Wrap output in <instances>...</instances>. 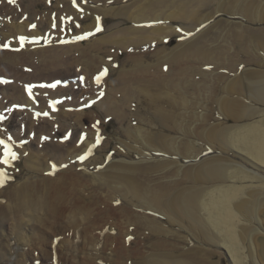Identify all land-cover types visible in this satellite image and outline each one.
Here are the masks:
<instances>
[{
	"label": "bare ground",
	"instance_id": "6f19581e",
	"mask_svg": "<svg viewBox=\"0 0 264 264\" xmlns=\"http://www.w3.org/2000/svg\"><path fill=\"white\" fill-rule=\"evenodd\" d=\"M227 3L0 0V140L17 157L0 163L7 176L0 186V264H201L223 247L213 242L222 237L235 247L229 248L234 261L242 258L232 225L237 211L245 213L254 199L264 198L263 180L257 181L259 186L242 185L249 175H238L233 179L240 185L226 186V194L211 200V221L218 232L208 237L211 241L192 236L210 250L199 244L193 253L159 254L172 237L155 215L145 216L152 210L171 220L185 217L191 230L207 235L209 224L205 227L200 212L203 184L208 178L219 184L222 163L231 159L217 155L188 164L203 154L196 140L192 144L188 139L189 131L204 141L233 144L243 156L237 159L264 169V122L257 125L256 118L240 124L232 137L231 127L217 122L207 126L216 120L215 110L205 113V103L190 100L197 90H215L206 69L233 73L249 64L229 47L213 43L217 31L207 22L224 16ZM51 4L60 7L54 11ZM240 18L253 24L249 10ZM231 29L232 45L241 42L245 48L263 34L262 27ZM176 36L184 39L170 48ZM105 69L98 84L96 77ZM253 75L246 67L223 88L217 105L228 118L245 117L241 114L249 111L238 96L246 88L251 99L246 83L253 86L255 81H248ZM261 97L264 101V92ZM191 106L201 112L189 111ZM191 112L197 114L196 122H190ZM111 122L112 137L107 131ZM176 140L183 161L192 165L180 182L172 166ZM112 143L120 159L108 157ZM4 152L0 144V161ZM128 242L136 246L129 250ZM149 243L156 251L146 259L140 246ZM256 249L264 260L263 237L256 240Z\"/></svg>",
	"mask_w": 264,
	"mask_h": 264
},
{
	"label": "rangeland",
	"instance_id": "374dc122",
	"mask_svg": "<svg viewBox=\"0 0 264 264\" xmlns=\"http://www.w3.org/2000/svg\"><path fill=\"white\" fill-rule=\"evenodd\" d=\"M222 1H224V0H222ZM226 1H228L227 7H226L227 12L224 13V16L223 15H221V16L219 15V17H216V20L214 19L215 21L211 19V21L207 22L208 23L207 25L215 26L214 30L217 31V35H216L217 38L215 37L213 43H214L215 46H220V47L226 46V47H229L228 49H230L232 52H234V51H235V53L237 52L236 53L237 56L240 55L238 57V58H241L240 60H244L245 59L246 61H248L249 64H247V66L240 65L239 66V71L238 72H233V73H231V72L229 73L226 70H219V69L216 70V69H214L215 70V72H214V70H211L210 68L206 69V70H209V72H210L211 78L208 75L209 79L215 80V82H216V86H214V88H213L215 90H209L208 94L206 92L201 91V90H197V91H195V92H193L191 94L190 100L193 99V101H196L197 103H205V105L207 107V109L203 111L205 113H210V112H213L215 110L214 111L215 113L213 112V114H214L213 116L216 115L214 117L216 120L212 121V122H208L207 126H210L212 123L214 124L215 122H217V123H220L221 126L224 125V126H227V127H231L230 129L234 130L233 133H232L233 134L232 137H234V135L236 133H239L238 131H240V130L237 129L238 126H241V125H244V124L247 125V124L253 123V122L255 123L256 121H257V123H256L257 125H258V123H261V122L263 123L264 122V116H262V115H264V113H261L262 110L264 112V101H263V97H261L262 93L264 92V89L262 88V87H264V73H263L264 72V18H263L264 17V15H263L264 14V9H263L264 8V0H226ZM89 4H92V3L89 2ZM52 6H55L53 8L54 11H56L57 8L60 7L58 5L56 6L55 4H51V7ZM85 9H87V8L85 7ZM235 10L237 12H235ZM246 10L247 11L249 10V14L251 15V18H252L250 21L253 24H251L249 22H246V20L243 19V18L242 19L240 18V16H242L243 13ZM235 14H237V16ZM227 15H229V16H227ZM107 21H110V20H107ZM217 21L222 22L224 24V26L220 27L219 23L217 24ZM232 22H236V23H232ZM161 23L162 22L158 23V25H156V26H159ZM84 24H89L92 27L91 22H86ZM171 25L174 26V27H178V26H176V23H173ZM226 25H227V27H226ZM232 25L237 26L238 30H242L244 25H247L248 27H251L253 29H258L259 27L260 28L262 27V33L263 34H261L260 38L259 37H255V38L251 39L250 43L247 45V48H245V46H242L241 42L238 43V45H234L233 46L232 45V42H233L232 41V39H233V37H232L233 31L232 30L233 29L229 30L230 27H232ZM149 27H151V26H149ZM177 30H178V28H177ZM86 31L89 32V30H84L83 32H86ZM219 32H221V33H219ZM231 37H232V39H231ZM182 39H184V38H180V37H177V36L173 37L172 40L169 42L168 46L170 48L177 47L178 44L182 41ZM223 40H224V42L222 43ZM227 40H228V42H227ZM225 43H227L228 45L225 44ZM235 48L237 49V51L235 50ZM246 49H247V51H246ZM243 66H244V68H243ZM246 67H247V69H249V71L252 74H254L251 77L253 79H251V80L249 79L248 80L249 83L252 80L255 81L254 83H252L253 86L252 87L248 86V83H246L247 84L246 87L248 88L249 92L251 91L250 92V94H251L250 96H252V97H251V99H248V97H247V92L248 91H247L246 88L242 92L243 94H241V96H238V97H240L242 102L249 108L248 109L249 111L248 112H243L241 114V115H244V116L246 115L245 117H238L237 119L236 118H231V117L228 118L222 111H220L221 110V105L220 104L217 105L218 100L220 99L221 95H225V93L223 92V88L226 87V85L230 81H232L236 76L241 75L242 71ZM76 69L78 70V68H76ZM260 74H261V76H259ZM217 75L219 76V78H217L218 77ZM214 76H216V78ZM200 82L202 84L204 81H200ZM253 89H255V90L252 91ZM244 93H245V95H244ZM209 102H210V104H209ZM262 102H263V104H262ZM251 103H252V105H251ZM191 107L192 108H190L189 111L190 110L191 111H195V112L198 111V113L201 112V109H196V107H194V106H191ZM209 108H211L210 112H209ZM259 108H261V110ZM195 112H191V116L192 117H191V121L190 122H196L197 121L196 120V118H197L196 115L197 114H195ZM259 116H261V117H259ZM254 119H256V121ZM189 125H190V128H193L191 123ZM236 125H237V127H236ZM209 128L210 127H205V128H203V130L204 129L205 130H209ZM107 129H108L107 130L108 134L112 137V135L114 133V131H112V130H114L113 122L108 124ZM241 129H244V127H242ZM235 130H237L236 133H235ZM198 132H200L199 129H198ZM181 133H182L181 131H180V133L179 132H175L174 135H175V137H177L179 135L181 136ZM188 137H189L188 139L192 142V144L196 140L195 143L198 145V147L201 148L200 152L203 151V152H201L203 154H200L201 157L199 158L198 161L187 162L188 164L197 163V162L202 161L205 158L208 159V158H212L213 156H217V155H219V156L222 155L224 158L229 157L231 160H227V162H226L224 159H222V160L225 161L224 163H222L223 167L225 168L224 169L222 167V169L224 170V177L222 179L223 182L220 179V181H219L220 183L218 184V182L216 183L214 181L209 180V178H208L207 180L209 182L205 181L204 184H203L204 185L203 187L205 188V192H204V194L202 196V199H201V206L202 205L203 206L201 207L202 209H200V212H201L202 218H204L203 219V223H204L205 227L208 226V224H209V226L206 227V229H208L207 230V235L208 236L207 235L205 236V234L201 235L200 233L197 232L196 229H192L193 230V232H192L190 224H188V221L183 219L185 217H183L182 219H178V218L175 219V216H174V220H171V218L168 217L169 215H167V213H165V212H160V211L153 212L152 210H147V212H149L150 214L146 213L147 215H145V216H147V218H150L151 215H155V216H152V218H155V220H157L160 223L162 222L161 224L163 226H165V229L168 231V233L172 237L171 245H168L165 249H163L162 251L158 252L161 255L164 254V256L170 255V254H178V255L179 254H181V255L184 254L185 255L186 253L187 254L188 253H193V249H195V245H199L200 243H197L196 241H194L195 239L192 240V236L193 237L195 236L194 238H197V239H199L201 236H203V238H205L206 240L208 239L209 241H211L209 238L213 237L218 232V230H216V229L213 230L214 224L211 221V214L214 213V211L212 210L213 208H212L211 200L213 201V199H215L219 195L223 196L224 194H226V192L228 190V187L226 188V186H229V185H240V184H238V182L237 183L235 182V179H236V177H238V175H239V177H243V178H244V175L246 176V178L249 175V177H248L249 179L243 180V184L242 185H250V184L253 183V184H255V186H259L258 182L260 180L264 181V173H263L264 169L263 168H259L258 166H254V164L250 163L248 160H247V162H244L243 160H240L239 158H242L243 156L241 154H239L238 152H235V151H237L236 148L233 149V147H231V146H233V144H230L231 145L230 146L229 144L228 145L226 144L227 142L224 143V142L218 141L216 143L214 141L210 142L208 139L206 141H204V140L200 139V138H202V136L198 135V133L194 134V132H190V131H189ZM198 137H199V139H198ZM111 145H112V147L110 146V148H109L108 157H110V158L114 157L115 159H120V157L116 158L118 156L116 155V152H115V149H114L115 148V143H112ZM213 145H215L216 147L213 146ZM174 152H175L174 153V157H173V160H174L173 163L174 164L172 165L173 169H174V172H175L174 173V179L178 180V182H180L179 180L182 179L189 172L188 170L190 169V167H192V165L187 166L188 164L183 161L182 154H181V151L179 149V143L177 142V140L175 142ZM236 156L239 157V158L237 159ZM241 164H243V165H241ZM230 175H232V176H230ZM233 178H235V179H233ZM250 179L251 180L253 179L254 181L252 180L253 181L252 182ZM232 181H234V182H232ZM238 181H239V179H238ZM176 183H177V181H176ZM214 183H216L217 185L214 184ZM191 184H193V182H191ZM213 185H215V186H213ZM257 188H259V187H257ZM221 194H223V195H221ZM238 201H241V198H239L237 201H234L232 206H234L235 202H238ZM204 202H206V203H204ZM209 202H210L211 206H210ZM205 204H207V205H205ZM249 204L250 205H249V208H248L247 212H245V213H241V212H238V211L236 212L238 214V215L236 214V218H235V222L236 223H234V225H232V230L234 229L233 232H234V234H236L237 239L240 241L239 246L241 247L242 258L238 257L237 258L238 262L234 261L235 258L231 254L229 248L230 249H233V248L235 249V247H233L232 242L227 241L226 239H223L222 236L224 234L222 232H219L220 237H222V239L214 238L213 242H215V241L219 242V243H221V245L223 247H221V248L214 247V248H216L217 252L213 255V257H211L209 255H206L203 258L204 261H202L201 264H203L204 262H205L204 264H264V260H262L261 257H258V255H257V251L258 250L256 249V240L258 238H260V237L264 238V198L254 199ZM204 205H205V208H204ZM207 214H208V216H207ZM244 214H245V216H244ZM206 217H208V218L205 219ZM176 220H178V221H176ZM178 222H180L179 226L176 225V224H178ZM172 223H173V225H172ZM174 225H176V226H174ZM229 229H231V228H229ZM210 230H211V233H210ZM227 233H230V232H227ZM242 235L244 237L245 236L246 237L244 238ZM244 239H245L246 242L244 241ZM175 240H176V242H175ZM128 241L129 242L133 241V237H129ZM129 242L126 243V246L130 250L132 247H134L136 245L135 244L132 245ZM195 242H196V244H194ZM206 243H208V242H206ZM212 244H214V243H212ZM200 245L204 246V248L206 250H210V246H208L207 244L203 245V243H201ZM140 247H141V250L144 251L143 254L147 256V257H145L146 259L149 258L148 257L149 253L156 251V250L152 249L151 243H149V245H146V244L141 245ZM167 248L168 249L170 248V250H167ZM97 249H99V246H98Z\"/></svg>",
	"mask_w": 264,
	"mask_h": 264
},
{
	"label": "snow or ice",
	"instance_id": "6c2138e0",
	"mask_svg": "<svg viewBox=\"0 0 264 264\" xmlns=\"http://www.w3.org/2000/svg\"><path fill=\"white\" fill-rule=\"evenodd\" d=\"M74 2H75V0H74ZM9 3H15V0H9ZM33 27H35V26L33 25ZM20 39H21V42L24 41V38L23 37H21ZM105 75H107V69H105L101 73L100 76L96 77V81H97L98 84L100 83L101 78L103 76H105ZM50 87H55V85H50ZM9 139H11V138H9ZM0 144H3L4 145V148H5L4 159L2 161H0V163L10 164V159L9 158H11V160H15L17 158L16 157V153L12 151V149L10 148V146L5 141L0 140ZM53 167H55V165H53ZM5 179H7L6 174L3 173V172H0V186L3 185Z\"/></svg>",
	"mask_w": 264,
	"mask_h": 264
}]
</instances>
